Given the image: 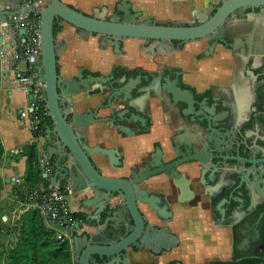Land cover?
I'll list each match as a JSON object with an SVG mask.
<instances>
[{"label":"flooded vegetation","instance_id":"flooded-vegetation-1","mask_svg":"<svg viewBox=\"0 0 264 264\" xmlns=\"http://www.w3.org/2000/svg\"><path fill=\"white\" fill-rule=\"evenodd\" d=\"M191 1L196 3L198 0ZM200 1L204 3L203 8H187V10L193 11L191 22L158 21L156 16L148 14L146 9L138 8L134 0L128 1L130 4L128 10L133 15L141 13L142 15L138 18L141 23L151 19L154 24L198 25L202 17L212 16L219 7L212 9L215 6L212 3L216 0ZM122 4L123 0H104L102 4H99V13L95 15L104 17L107 20L117 16V21L122 22L126 15L125 10L119 11L118 9ZM174 6L172 7L177 8ZM175 10L178 11V9ZM78 31L84 37L95 38L98 36ZM96 41L99 48L109 49L115 58H119L126 55V43L134 40L122 41L119 51H116L115 46L112 45L111 38L99 35ZM138 41L140 42L139 49L146 55L154 51L156 56H168L171 52L177 51L183 54L185 59L188 57L185 52L187 45L193 44L197 50L192 54V62L214 57L221 50L233 60L234 73L237 75L232 77L231 82L224 87H217L214 83L206 82L203 84V89L200 90L198 87L186 82L184 79L186 70L183 67H170L163 62H160V66L155 70L149 69L148 62L132 65L117 60L110 66L108 73L101 70L99 72L79 70L83 72L85 80L89 76L110 78V81L106 84L99 82V84L92 85V87L98 86L94 92L99 93V98L102 99L101 103L99 102L95 107H91L93 109L104 104L105 99H108L111 95H117L121 88L129 84L132 86V97L125 100V106L127 108L134 106L136 111L139 112L141 109L137 105V100H141L143 111L139 112L141 113L142 123L130 125L134 129L133 133L137 136L128 141L141 136L149 139L153 138L152 149L148 153L151 156L161 157L164 162H170L176 159L175 155L171 156L175 144L178 145L186 140L203 144L201 155L207 161L203 169H198L196 164H187L178 168L179 172L185 177V186L181 185L180 182L177 183L176 180L161 176L164 178L161 185L169 194H157L152 191L156 186L155 182L152 181L157 178L147 183L146 187L149 192L160 198L161 207H166L170 216L160 218L156 212H153L147 206L150 213L161 222L169 223L175 216L172 207L184 204H195L197 207L203 197L201 192L215 190L222 193L217 202L220 216L218 217L214 212H211V218L215 223L226 224L230 222L231 217L237 211L242 212L241 222L258 220V213L264 211L262 208L264 205L262 195V182L264 183V8H248L237 11L227 22L222 40L212 36L189 43L166 42L170 44L171 50L164 46V52L161 51L160 44L155 41ZM79 71L72 78L76 77ZM173 89L181 92L190 91L192 97L186 95L184 98L180 94L178 96L191 102L194 107L193 111H189L185 105L173 101V96L170 93ZM222 90L227 91V98L221 97ZM237 97L239 98L237 99ZM78 98H80L79 101H83V95L74 98L73 104L75 107ZM122 98L117 97L115 104L119 103ZM71 106L72 104L66 103L67 109ZM132 112H134L133 109ZM191 112L197 113L191 116ZM212 114L215 120L212 122V127L215 130L213 133H209L206 127L209 125ZM99 115L101 116V112ZM98 125L100 140L103 139V135L106 133L104 139L114 143L121 141L122 135L117 134V129L114 128L109 131V124H107L103 132V128H101L103 124ZM157 127L167 129V133L157 135L155 132ZM183 127L190 129L194 136L183 140L181 138V134L185 131H183ZM91 129L89 132L85 129L82 130V135L92 137ZM180 130L183 133L179 134ZM160 138L167 139L168 149L163 147ZM210 139L215 140L217 143H215L216 150L212 149ZM234 164L236 169L232 171L230 168ZM185 166L191 170L183 172L182 168ZM239 172L241 175H238ZM228 191L232 194H224ZM184 192H186V195ZM248 192H250L251 200ZM145 218L147 219L146 215ZM147 222L149 223L148 219ZM180 248V243L171 240L160 248L161 250L157 256L162 257ZM99 264H102L100 260ZM167 264L182 263L176 260Z\"/></svg>","mask_w":264,"mask_h":264},{"label":"water","instance_id":"water-1","mask_svg":"<svg viewBox=\"0 0 264 264\" xmlns=\"http://www.w3.org/2000/svg\"><path fill=\"white\" fill-rule=\"evenodd\" d=\"M46 1L47 5L44 8L22 7L19 3L17 11L11 13L0 11V23L5 31L8 17L30 14L40 18L38 32L41 74L38 81L44 84L46 106L52 122L46 129L49 146L45 149L42 158L47 155L55 165V174L50 179V187L67 189L70 197L80 198L85 208L95 207L97 210L98 225L91 226L94 232L74 237L72 258L75 264H99V260L102 264H132L129 252L139 253L149 245L148 239L151 240L149 235L154 228L147 222L140 205L149 206L160 218L170 216L166 207H161L160 198L149 192L147 183L154 178L165 176L185 186V177L178 168L187 164H196L198 169H203L207 164L201 155L203 144L186 140L181 142L182 144L174 145L175 149L171 156L175 155L176 159L173 161L164 162L161 157L156 158L148 154L147 158L140 160L129 169V175L105 176L93 158L103 157L110 168L125 169L121 148L94 144L91 142L92 137L83 136L81 131L85 129L89 132L95 125L109 124V131L115 128L117 134L122 135L121 141L136 137L137 134L133 133L134 129L130 125L142 123L141 113L137 112L134 106L128 108L125 106V100L132 97L133 88L129 84L121 88L117 95L113 94L105 99V103L95 109L86 107L83 112L77 111L73 104L74 98L83 95V101L79 103H91L99 97V93L94 92L98 86L92 87V85L99 82L106 84L110 78L89 76L85 80L82 71L72 79H65L60 75L57 40L54 34L55 20L62 19L77 30L91 35L111 38L112 45L115 46L116 51H119L120 43L127 39L155 41L157 44L174 41L189 43L212 36L222 40L227 22L237 11L264 8V0H216L220 5L215 13L210 17H202L198 25L154 24L151 19L141 23L138 20L141 13L133 15L129 12V0H123V4L118 8L119 11H126L122 22L117 21V16L107 20L99 15H86L62 0ZM20 33L24 35L25 31L21 30ZM180 92L176 89L170 91L173 101L193 111L192 103L178 96L180 94L183 97L186 95L192 97L190 91ZM117 97L123 98L115 104ZM66 103L72 106L67 109ZM101 111H106L107 114L100 116ZM196 113L191 112L190 115L194 116ZM211 116L206 127L209 133L215 130L212 127V122L215 121L214 115ZM210 140L212 149L216 150L217 143L213 139ZM238 175H241L240 172ZM262 184L264 197V183ZM184 193L186 195V192ZM248 196L251 200L250 192ZM262 208L264 210V205ZM258 217L256 221L247 222L245 228L248 229L249 226L253 228V235L249 241L256 246V252L261 250L263 254L264 235L261 236L258 228L264 219V211L258 213ZM6 220L7 218L4 217V221ZM79 228L80 224H77L75 229ZM240 234L246 233L241 231ZM254 258L261 259L264 264V255H254Z\"/></svg>","mask_w":264,"mask_h":264},{"label":"crops","instance_id":"crops-1","mask_svg":"<svg viewBox=\"0 0 264 264\" xmlns=\"http://www.w3.org/2000/svg\"><path fill=\"white\" fill-rule=\"evenodd\" d=\"M69 6L87 14L95 15L99 13V4L104 0H62ZM113 1V0H111ZM136 5H142L148 14L156 16L158 21H169L176 19L178 21H190L192 12L188 10V14L183 13L187 8H203V2L198 0L196 3L191 0H134ZM101 2V3H100ZM20 0H0L1 13H11L17 11ZM142 3V4H141ZM21 4V3H20ZM47 5L46 0H41L39 8H44ZM176 5V6H174ZM177 7V8H173ZM175 9H178L176 11ZM10 17H8L9 20ZM60 31L56 35L58 48V67L60 75L65 79H71L77 74L79 70H89L91 72L108 73L110 66L117 61L129 63L132 65L149 63V69L155 70L160 66V62L166 63L170 67H183L186 70L184 79L186 82L198 89H203V84L214 83L218 86H226L231 82L232 77L237 76L234 73V63L231 57L223 52L218 51L217 55L203 61L192 62V54L195 45L189 44L186 47L188 57L185 59L183 54L179 52H171L168 56L154 54V51L146 55L139 49L138 40L136 43L127 42L125 51L126 55L115 58L109 49L99 48L97 41L92 37H84L76 28L66 22L60 23ZM16 35L11 29L3 30L0 23V143L3 145L5 155L0 167V176L3 181V187L0 191V204L5 210L10 208V216L13 219L18 218L23 212V205L20 202L17 194L16 179L25 181V174L27 169V158L21 156L24 148L28 145L37 144L39 158L44 155L45 149L49 146L47 143V136L45 138L36 139L34 133L25 123L20 113L23 109L29 107V97L18 86L14 71L13 56L17 49H19V42ZM161 51L164 52V46L171 50L170 44L161 43ZM153 50V49H152ZM21 69H25L24 64H20ZM222 89V88H218ZM219 97V95H217ZM238 96V95H237ZM221 97L227 98L228 93L222 90ZM239 97H237L238 99ZM80 98L76 99V109L83 112L86 107H95L102 99L97 97L91 103H79ZM137 105L140 106L142 112L143 104L141 100H137ZM139 111V112H140ZM107 114L106 111H101V116ZM103 124L101 128L107 127ZM99 125L93 126L91 129L92 139L94 144H101L105 147H119L121 148V156L125 169L110 168L103 157L95 156L93 158L95 164L102 169L103 174L108 177H125L129 175V169H132L140 160L148 157L152 149L153 138L139 137L131 141H120L114 143L104 139H99ZM185 130V131H184ZM181 132V138L184 140L194 136V133L185 127ZM162 135L167 133V129L157 127L156 131ZM163 147L168 149L166 138H160ZM47 158L48 156L45 155ZM49 159V158H48ZM169 159V158H166ZM54 164V162L52 161ZM194 169V168H193ZM234 164L230 170L235 171ZM183 172L191 169L188 167L182 168ZM195 170V169H194ZM55 174V165H54ZM53 174V176H54ZM52 176V178H53ZM163 177L154 179L156 185L152 190L157 194H169L167 190L161 185ZM42 186V185H41ZM202 199L199 206L195 204L176 205L172 207L174 219L169 223H163L153 216L148 207L140 205L141 211L146 215L153 231L150 233L151 240L148 239L147 245L139 253L129 252V259L132 264H167L173 261H179L182 264H236L242 262H253V264H262L261 259H255L254 255H264L261 250L256 252V246L252 245L249 238L253 235V228H245L247 222H241L242 212L237 211L231 217L230 222L226 224H217L211 218V212L216 216H220L217 202L220 198L221 192L215 190H207L201 192ZM231 195L232 193H224ZM195 195V194H193ZM222 196V195H221ZM71 209L75 214L84 215V219L80 221V228L69 232V241L73 251L74 237H81L86 233H93L94 229L91 226L98 225L96 220V208L91 207L87 209L83 206L81 199L77 197H69ZM263 211V210H262ZM12 214V215H11ZM49 227H52L48 224ZM261 236L264 235V220L259 226ZM246 233L245 235L240 232ZM175 240L181 244L180 249H176L172 253L157 256L160 248L164 247L169 241ZM262 243V240H261Z\"/></svg>","mask_w":264,"mask_h":264},{"label":"built area","instance_id":"built-area-1","mask_svg":"<svg viewBox=\"0 0 264 264\" xmlns=\"http://www.w3.org/2000/svg\"><path fill=\"white\" fill-rule=\"evenodd\" d=\"M20 3L22 7H37L40 6L41 0H20ZM39 25L40 18L30 14L11 16L7 24V29H11L19 42V49L13 56L15 80L29 97V107L21 111L20 117L28 124L37 140L45 138L43 124L50 118L44 84L38 81L41 74ZM21 30L25 31L24 35H21ZM20 64H24L26 68L21 69ZM39 166L47 185L42 184L39 188L32 189L25 185L24 180L16 179L17 194L23 205L21 214L29 209L39 211L47 224L57 229L58 239H68L69 232L76 230L75 226L80 223L73 217L75 213L69 202V190L50 187L54 164L46 156L40 158Z\"/></svg>","mask_w":264,"mask_h":264},{"label":"trees","instance_id":"trees-1","mask_svg":"<svg viewBox=\"0 0 264 264\" xmlns=\"http://www.w3.org/2000/svg\"><path fill=\"white\" fill-rule=\"evenodd\" d=\"M61 22L62 19L55 20V36L61 29ZM51 124L50 118L43 124L44 135ZM37 148L36 143L28 145L21 155L27 158L24 183L32 189L39 188L42 184L47 185L39 166ZM4 155L5 151L0 143V167ZM2 187L3 181L0 176V191ZM10 209L11 207L4 210L0 204V264H75L69 239H58L57 229L49 227L39 211L29 209L18 219L12 220ZM4 217H7V221L3 220ZM73 217L78 221L85 218L82 214H74ZM4 238L7 239L6 245L2 243ZM236 264H253V262Z\"/></svg>","mask_w":264,"mask_h":264},{"label":"rangeland","instance_id":"rangeland-1","mask_svg":"<svg viewBox=\"0 0 264 264\" xmlns=\"http://www.w3.org/2000/svg\"><path fill=\"white\" fill-rule=\"evenodd\" d=\"M134 2H135V1H134ZM141 4H142V3H141ZM212 4L215 5L212 9H216V8L219 6L218 1H215V2H213ZM137 7L140 8V7H142V5L140 6V5L138 4ZM208 8H209V7H208ZM183 13H184V15H185V14H188V10H183ZM175 18H176V19H173V20L170 19L169 21H166V22H177V21H178V20H177V17H175ZM162 22H165V21H162ZM190 22H191V20H190ZM97 37L99 38V36H97ZM97 37H95L94 39L97 40ZM131 43H136V42H135V41H132ZM137 43H140V42H137ZM11 213H12V211H11ZM2 243L6 245V243H7V239L4 238L3 241H2Z\"/></svg>","mask_w":264,"mask_h":264}]
</instances>
